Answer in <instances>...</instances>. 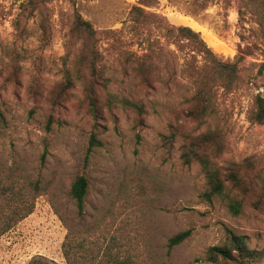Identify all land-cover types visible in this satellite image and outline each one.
Masks as SVG:
<instances>
[{"label":"rangeland","instance_id":"obj_1","mask_svg":"<svg viewBox=\"0 0 264 264\" xmlns=\"http://www.w3.org/2000/svg\"><path fill=\"white\" fill-rule=\"evenodd\" d=\"M21 1L0 0V229L11 224L0 234V264H220L202 258L227 230L263 249L264 210L246 203L234 216L219 198L207 201L199 164L181 158L190 136L218 129L220 152L206 150L215 165L224 170L249 157L264 191V123L248 119L255 96L264 95L263 0H156L142 25L129 14L138 0H53L45 41L40 15L17 36L12 20ZM75 10L96 30V115L79 64L82 44L70 32ZM178 26L199 32L217 59L237 67L234 89L217 88L201 123L185 110L192 67L206 60L173 36ZM144 51H153L152 87L135 71ZM65 70L72 86L60 93ZM127 100L141 102L144 113ZM91 135L101 143L90 147ZM77 174L89 181L81 215L69 196ZM188 228L187 238L168 245Z\"/></svg>","mask_w":264,"mask_h":264},{"label":"trees","instance_id":"obj_2","mask_svg":"<svg viewBox=\"0 0 264 264\" xmlns=\"http://www.w3.org/2000/svg\"><path fill=\"white\" fill-rule=\"evenodd\" d=\"M53 0H22L18 5V11L12 20V26L18 37H23L27 32V21L36 15H40L38 27L42 41L50 37V27L48 24L49 7ZM156 0H138L131 5L129 14L130 20L136 24H144L152 16L145 8L151 7ZM260 23L264 28V0L262 3ZM172 29V28H171ZM173 36L185 40L192 50L202 54L206 60L203 67H192L190 77L194 84V90L187 98L186 115L197 123L205 120L212 109V104L217 96V88L222 87L227 90L234 89L237 84V67L233 62H223L216 58L215 54L196 32L189 26H178L172 29ZM70 32L80 39L82 47L79 57V64L88 72L85 86L88 106L93 115H96L98 108L95 104V89L102 81V73L98 66V49L96 30L92 24L84 19L75 10ZM153 51H144L136 58L135 71L141 77L142 82L152 87V74L154 70ZM69 71L65 70L66 80L60 84V93L72 86ZM126 104L138 115L144 113L143 104L138 101L127 100ZM1 115V111H0ZM248 119L253 123H264V95L257 94L254 98V107L248 114ZM222 132L218 129L206 131L197 136H190L185 141L181 158L185 164L197 162L202 170L205 179V190L201 196L207 201L219 198L225 203L227 211L234 215L243 212L244 205L249 203L252 207L264 210V191L257 189L255 177L253 176L254 163L249 157L243 162H231L222 170L215 165L206 150L213 147L215 153L222 148ZM101 142L95 135H91L90 147L99 145ZM252 173V174H251ZM89 189L88 178L83 174H77L70 186L69 196L73 200L76 211L79 215L84 212V203ZM6 189H3L4 191ZM31 212L29 209L24 217ZM10 220H14L11 217ZM11 221V222H12ZM11 225V224H10ZM9 223L0 229V234L10 226ZM191 234V229H185L172 235L168 239V245L173 246L180 243ZM70 247L67 242L62 244V253L69 258ZM75 255V254H74ZM264 257V248L256 250L248 245V238L245 235L236 234L227 230L225 242L221 245L209 246L202 258L204 261L220 264H255ZM129 264V263H121Z\"/></svg>","mask_w":264,"mask_h":264}]
</instances>
